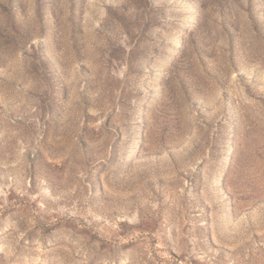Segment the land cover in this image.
I'll list each match as a JSON object with an SVG mask.
<instances>
[{"label":"rangeland","instance_id":"obj_1","mask_svg":"<svg viewBox=\"0 0 264 264\" xmlns=\"http://www.w3.org/2000/svg\"><path fill=\"white\" fill-rule=\"evenodd\" d=\"M0 264H264V0H0Z\"/></svg>","mask_w":264,"mask_h":264}]
</instances>
